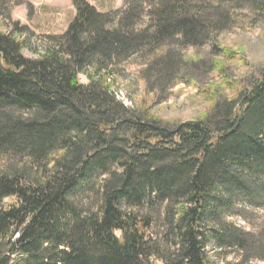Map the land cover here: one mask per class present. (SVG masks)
I'll return each instance as SVG.
<instances>
[{"label": "trees", "instance_id": "1", "mask_svg": "<svg viewBox=\"0 0 264 264\" xmlns=\"http://www.w3.org/2000/svg\"><path fill=\"white\" fill-rule=\"evenodd\" d=\"M70 4L66 31L44 36L36 59L22 55L27 27L7 17L0 30V202L14 200L0 209V264L264 261V236L230 220L264 206V62L215 39L237 10H260L264 30V0ZM175 41L219 57L208 113L164 121L146 93L140 111L119 102L113 82L136 61L157 83L172 74ZM237 64L244 86L226 73Z\"/></svg>", "mask_w": 264, "mask_h": 264}, {"label": "rangeland", "instance_id": "2", "mask_svg": "<svg viewBox=\"0 0 264 264\" xmlns=\"http://www.w3.org/2000/svg\"><path fill=\"white\" fill-rule=\"evenodd\" d=\"M0 0V30L7 32L11 22H17L21 27H27L34 35L29 44L22 51L28 59H36L44 47V36L63 34L72 21L73 9L70 0ZM101 13L119 10L124 0H85ZM30 3V4H29ZM32 4V5H31ZM32 6L31 10L29 6ZM226 30L216 33V43L223 48L243 47L246 56L255 63L264 62V30L260 26L263 17L259 10L251 13L249 10H237ZM147 22L146 20H144ZM168 61L173 64L170 76L163 77L162 83L154 71L143 73L140 61L130 68L120 72L112 86L116 99L125 107L140 111L145 93L149 99L148 112L150 115L164 121L187 122L198 119L208 113L210 102L205 99L203 92L210 86L218 84L219 79L211 69L213 56L205 49L195 52L186 48L177 41L170 44L166 52ZM227 65L228 77L238 82L240 86L246 85L248 67ZM81 84H87L85 77L80 76ZM144 82H148L145 92ZM156 84V85H155ZM220 99L229 98L231 93L217 90ZM5 161H0V169L5 167ZM93 202V195L86 194L82 204ZM13 199L0 202V209L8 208ZM88 204V203H87ZM233 223L257 235L264 236V206L260 208H247L238 217L230 219ZM157 226H161L158 223ZM160 264V263H156ZM253 264H264V261H254Z\"/></svg>", "mask_w": 264, "mask_h": 264}, {"label": "crops", "instance_id": "3", "mask_svg": "<svg viewBox=\"0 0 264 264\" xmlns=\"http://www.w3.org/2000/svg\"><path fill=\"white\" fill-rule=\"evenodd\" d=\"M87 2H88V1H87ZM74 14H75V13H74V10H73V15H72L73 17H74ZM73 17H72V18H73ZM56 35H57V34H56ZM58 35H59V34H58Z\"/></svg>", "mask_w": 264, "mask_h": 264}]
</instances>
